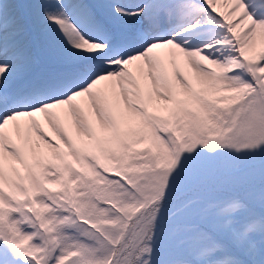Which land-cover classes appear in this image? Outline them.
I'll list each match as a JSON object with an SVG mask.
<instances>
[{"label": "snow or ice", "instance_id": "snow-or-ice-1", "mask_svg": "<svg viewBox=\"0 0 264 264\" xmlns=\"http://www.w3.org/2000/svg\"><path fill=\"white\" fill-rule=\"evenodd\" d=\"M0 264H264V0H0Z\"/></svg>", "mask_w": 264, "mask_h": 264}]
</instances>
